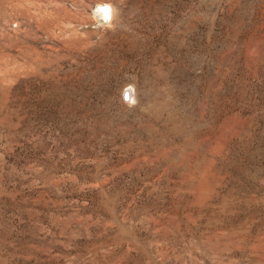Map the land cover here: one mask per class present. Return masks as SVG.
<instances>
[{"label":"rangeland","instance_id":"obj_1","mask_svg":"<svg viewBox=\"0 0 264 264\" xmlns=\"http://www.w3.org/2000/svg\"><path fill=\"white\" fill-rule=\"evenodd\" d=\"M0 264H264V0H0Z\"/></svg>","mask_w":264,"mask_h":264},{"label":"clouds","instance_id":"obj_2","mask_svg":"<svg viewBox=\"0 0 264 264\" xmlns=\"http://www.w3.org/2000/svg\"><path fill=\"white\" fill-rule=\"evenodd\" d=\"M116 10L109 3L97 4L92 11V17L98 28H108L115 30L116 25L113 23L116 18ZM126 27V26H125ZM124 101L131 108L137 103L135 98V86L132 84L126 85L124 91Z\"/></svg>","mask_w":264,"mask_h":264}]
</instances>
